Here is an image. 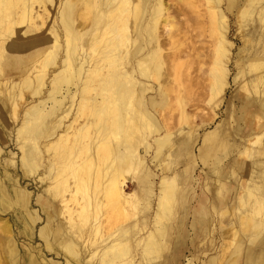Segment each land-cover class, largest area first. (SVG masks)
Segmentation results:
<instances>
[{
  "label": "bare ground",
  "instance_id": "6f19581e",
  "mask_svg": "<svg viewBox=\"0 0 264 264\" xmlns=\"http://www.w3.org/2000/svg\"><path fill=\"white\" fill-rule=\"evenodd\" d=\"M53 3L54 16L50 15ZM176 3L0 0V126L5 132L0 136L7 135L9 125L15 126L11 132L21 149L23 173L35 174L41 167L38 179L47 182L43 190L46 196H39L37 201L46 211V221L38 235L47 249L59 248L65 264L179 262L184 226L180 219L172 224L168 221L173 218L180 191L183 203L192 198L190 163L180 173L173 160L167 159L173 137L167 131L160 133L157 115L171 98L181 104L178 94L171 96L178 92L175 82L162 78L181 64L179 47L164 38L165 31L171 37L173 15L182 13L178 4L190 5L196 13L189 19L206 24L204 30H208V48L198 52L202 58H209L203 69L208 78V100L225 91L229 66L236 56L235 77L253 72L251 87L259 95L243 96L241 108L255 107L253 116L259 119L256 111L261 110L264 121V32L259 31V25L264 29V0ZM228 13H235L240 33L244 25L251 24L245 54L239 49L233 55ZM164 44L169 45L167 51ZM150 89L153 93L147 97ZM243 116L241 113L239 118ZM238 128H234L235 134ZM209 135L205 134L198 155L205 161L209 151L217 147L221 151L210 167L219 175L216 186L209 189L214 197L207 203L219 216L235 218L227 220L232 231L226 245L234 249L229 264H237L241 258V264H264L263 122L248 133L253 135L247 137L251 144L244 143L238 149L251 158L237 162L244 178L243 193L237 197L243 209L238 214L230 211L232 206L221 208L229 188L220 181L228 176L220 171L223 157L239 143L227 144L223 138ZM208 139L211 141L206 143ZM177 146L187 154L191 139H180ZM164 158L167 160L162 164ZM6 162L15 164L12 159ZM128 182L135 186L130 192L126 191ZM6 189H1L0 202L11 198L14 203H9L21 204L32 223L39 219L36 212L30 215L27 211L22 190L14 188L12 198ZM206 201L204 193L197 198L198 215L207 209ZM138 211L144 212L139 219L135 217ZM129 219L136 221L127 223L132 221ZM169 229L175 241L170 248L166 241ZM227 232L225 229L222 235ZM86 237L97 241L100 248L92 252L84 244ZM13 238L9 221L0 217V264H17L18 248ZM166 249L171 253L164 255ZM93 256L95 260H91ZM217 258L212 257L209 264H216ZM29 264L41 263L33 257Z\"/></svg>",
  "mask_w": 264,
  "mask_h": 264
},
{
  "label": "rangeland",
  "instance_id": "374dc122",
  "mask_svg": "<svg viewBox=\"0 0 264 264\" xmlns=\"http://www.w3.org/2000/svg\"><path fill=\"white\" fill-rule=\"evenodd\" d=\"M169 1L176 3L177 0ZM178 5L182 6V13L173 15L174 27L170 32L171 37L167 34V31H165L164 38L165 41L175 42L179 47V61L181 64L178 66L177 71H172L170 75H165L162 78L163 80L171 78V80L175 82L178 92L171 93V96L174 97L178 94L181 99V104H178L175 102L174 98H171L170 103L163 107L157 115L158 121L162 126L160 133L167 131L173 137L172 142H170L171 144L167 147V149L171 150L172 155L170 152V154L166 156L167 159L173 160L174 167L180 170V173L186 170L188 163H190L191 182L189 184L191 185L190 197L192 195V198L188 202L183 203L180 199V191L179 200L175 203L173 218L168 221V223H176L177 220L180 219L184 226V243L178 246L181 253L178 264H209V260L215 256H218L216 264H229V262H232L234 249L233 245H226L229 236L228 233H231L232 231L227 220L231 217L234 218V216H219L213 212V209H211L207 203L214 197V192L209 189L216 186L217 181L215 179L219 175V173L216 175L210 170V167L212 166L214 156L219 155L221 151H219L218 147L215 150L209 151L206 154L205 161L198 155V153L199 148L204 143L203 138L206 133H210L209 136H214L215 139L221 140L223 138V142L227 144L235 142L239 143L238 147L232 146V151L227 156L223 157V169L220 171V173L228 176H225V178L220 181L228 184L229 188L227 196L224 197L226 199L222 201L221 208L224 209V206H232L230 211H236L235 213L238 214L243 209V207L239 205L237 197L239 196V193H243L242 183L244 178L243 171L238 168L237 162H249L251 159L240 154L238 149H240L244 143L251 144L252 140L247 141V137L249 139L253 137V135L248 136V133L254 129V126L256 127L261 122H263L264 125L263 118L261 117V114H259L261 110L256 111L260 119L256 117V114L253 116L255 107L250 106L247 109L246 107L241 108V98L243 96L259 98V95L255 93L251 87L250 80L254 75L253 72H248L247 75L235 77V56L232 58L229 66L231 71L228 77V83L225 86V91L221 96L216 97L214 100H208V78L203 69L208 65L209 58H202V56L198 55L200 50L208 48V42L210 39L208 36V30H204L206 29V24H198L194 19H189L191 16L195 17L196 13L192 11L190 5H187L186 3ZM175 7L176 5L172 8ZM50 8V15L54 16L55 4H51ZM227 15L230 25V40L234 42L232 50L233 55L238 52L239 49H242L243 54H245L246 50H244V47L246 46V36L250 34L248 31L251 29V24L248 26L244 25L243 32L240 33L239 30H237V25L235 23V13H228ZM255 25L256 28H258V24ZM259 31L261 33L264 32L261 25H259ZM237 35L238 37H236ZM164 47L167 51L169 45L164 44ZM189 47L191 50H189ZM259 48H261V46H259ZM200 66L201 69L199 68ZM246 88L248 90H246ZM152 93L153 89L146 91L147 97H150ZM208 111L212 112L208 113ZM241 113L244 115L242 119L239 118ZM208 116H212V118L204 120V118ZM246 122L249 123L247 127L244 126ZM9 126V131L6 129L7 135L0 136V195L1 189L4 190L6 187V191L10 196L12 192V198L13 191H15L14 188L22 190L23 195L27 200V211L30 215H35L36 212L39 216V219L32 223L25 209L20 206L21 204H10L9 202L14 203L11 198L9 200L4 199L0 202V217L9 221L11 230L14 234L13 240L18 248L17 264H29L33 257H35V259L41 264H44L45 262L48 264H65V256L62 252H59V248L52 250L47 249L43 239L38 235L39 228L43 226L46 221V211L44 208L42 209L40 202L37 201L39 196L43 198L46 196L43 190L47 182H42L38 179L40 177L41 167L37 169L35 174L25 175L23 173V170L20 167L21 149L18 148L14 138L15 136L11 132V126L12 128L15 126L12 124ZM236 126H239L236 130L238 134L234 133V128ZM0 132L5 135L4 128L2 129L1 126ZM150 137L151 134L149 135V138ZM186 138L191 139V146L189 148V153L187 154L182 152L181 148L177 146L180 139ZM243 138H245V142L243 141ZM210 141L211 140L208 139L206 140V143H209ZM139 148H142V146L140 145ZM173 152L176 153V156ZM9 159H12L15 164L9 165L6 162ZM167 159L164 158V160H161V163L164 164ZM150 167L153 168L152 166ZM231 172H233V174L230 176ZM128 176H132V174L130 173ZM132 180L134 181V178ZM185 184L186 183L183 184V187ZM133 189H135V186H131V183L128 182L126 191L130 192ZM202 193L206 196L207 209L203 213L204 215L202 213L198 215V212L195 211L196 200ZM235 205L237 207H234ZM184 209H186L185 213L187 215L183 213ZM143 214L144 212L138 211V213H135V217L139 219ZM134 220L127 221V223L134 222ZM53 223L55 225L56 221ZM225 229L228 231L226 233L228 234L227 236L226 234L222 235V231ZM140 233H142V231ZM172 236H174V233L169 229V238L166 240L169 248L175 242L171 239ZM84 244H88V248L92 249V252L100 248L97 241L92 242L91 240H88L87 237L85 238ZM168 251L169 249H166L164 255L166 253H171V251ZM92 252L90 254H92ZM83 254L85 255L84 252ZM89 257L90 255L84 260ZM239 257L241 258V256ZM95 259V256L91 258V260ZM241 261L242 258L238 260V263L241 264Z\"/></svg>",
  "mask_w": 264,
  "mask_h": 264
}]
</instances>
